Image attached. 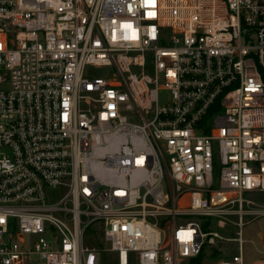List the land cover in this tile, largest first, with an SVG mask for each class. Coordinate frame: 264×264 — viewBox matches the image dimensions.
<instances>
[{"label":"built area","instance_id":"built-area-1","mask_svg":"<svg viewBox=\"0 0 264 264\" xmlns=\"http://www.w3.org/2000/svg\"><path fill=\"white\" fill-rule=\"evenodd\" d=\"M258 192L264 0H0V264H245Z\"/></svg>","mask_w":264,"mask_h":264},{"label":"rangeland","instance_id":"rangeland-1","mask_svg":"<svg viewBox=\"0 0 264 264\" xmlns=\"http://www.w3.org/2000/svg\"><path fill=\"white\" fill-rule=\"evenodd\" d=\"M89 73L93 75L101 74V69L95 67L88 68ZM253 199L262 207H264V192L254 193ZM246 224L244 226V256L245 264H253L257 259H264V214H250L245 217ZM225 237L237 236L238 228L228 225L225 228L218 229ZM101 246L107 247V243L101 240ZM239 250L237 243L233 241L218 242L215 245H209L207 252L204 253L203 264H218L223 255L230 257ZM219 251V255L214 252ZM105 264H114L116 260V252L106 251Z\"/></svg>","mask_w":264,"mask_h":264},{"label":"trees","instance_id":"trees-1","mask_svg":"<svg viewBox=\"0 0 264 264\" xmlns=\"http://www.w3.org/2000/svg\"><path fill=\"white\" fill-rule=\"evenodd\" d=\"M203 257H204V253H201L200 255L191 258L188 264H203Z\"/></svg>","mask_w":264,"mask_h":264},{"label":"water","instance_id":"water-1","mask_svg":"<svg viewBox=\"0 0 264 264\" xmlns=\"http://www.w3.org/2000/svg\"><path fill=\"white\" fill-rule=\"evenodd\" d=\"M107 248L111 249L112 248V244L110 241H107ZM253 264H264V259H257L254 261Z\"/></svg>","mask_w":264,"mask_h":264}]
</instances>
